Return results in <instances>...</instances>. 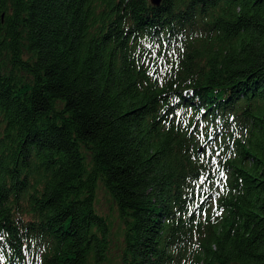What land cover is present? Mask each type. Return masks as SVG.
I'll use <instances>...</instances> for the list:
<instances>
[{
  "label": "trees",
  "instance_id": "obj_1",
  "mask_svg": "<svg viewBox=\"0 0 264 264\" xmlns=\"http://www.w3.org/2000/svg\"><path fill=\"white\" fill-rule=\"evenodd\" d=\"M0 264H264V0H0Z\"/></svg>",
  "mask_w": 264,
  "mask_h": 264
},
{
  "label": "rangeland",
  "instance_id": "obj_2",
  "mask_svg": "<svg viewBox=\"0 0 264 264\" xmlns=\"http://www.w3.org/2000/svg\"><path fill=\"white\" fill-rule=\"evenodd\" d=\"M97 199H98V207L100 208L101 212L103 214L107 215L114 222L115 216H116L115 215V208H114L111 200L109 199V197L106 196L102 191H100L97 194ZM116 227H115V230H116Z\"/></svg>",
  "mask_w": 264,
  "mask_h": 264
},
{
  "label": "water",
  "instance_id": "obj_3",
  "mask_svg": "<svg viewBox=\"0 0 264 264\" xmlns=\"http://www.w3.org/2000/svg\"><path fill=\"white\" fill-rule=\"evenodd\" d=\"M161 0H151L153 6H158Z\"/></svg>",
  "mask_w": 264,
  "mask_h": 264
},
{
  "label": "snow or ice",
  "instance_id": "obj_4",
  "mask_svg": "<svg viewBox=\"0 0 264 264\" xmlns=\"http://www.w3.org/2000/svg\"><path fill=\"white\" fill-rule=\"evenodd\" d=\"M221 175H223V173H221Z\"/></svg>",
  "mask_w": 264,
  "mask_h": 264
}]
</instances>
